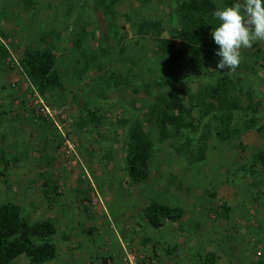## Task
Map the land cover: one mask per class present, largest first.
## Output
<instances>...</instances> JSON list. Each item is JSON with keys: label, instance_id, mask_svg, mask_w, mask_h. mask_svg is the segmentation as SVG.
<instances>
[{"label": "rangeland", "instance_id": "374dc122", "mask_svg": "<svg viewBox=\"0 0 264 264\" xmlns=\"http://www.w3.org/2000/svg\"><path fill=\"white\" fill-rule=\"evenodd\" d=\"M181 1L0 0V46L6 52L7 69L24 79L28 106L33 113L34 92L21 68L24 50L49 47L62 72V88L47 92L49 97H46L47 93L39 96L48 103L51 100L56 109L65 108L73 123L76 157L66 163L61 157L60 146L56 147L59 163L64 165L65 162L64 168L75 173L79 186L75 204H62L70 224L76 223L82 229L77 238L79 244L91 241L100 248L103 245L118 246L123 264V245L136 252L138 264H146L144 259L151 258L155 264H173L176 245L163 247V256L138 251L140 244L156 242L162 230L147 226L142 214L146 202L170 206L187 202L190 216L185 229H208L221 222L218 229L224 230L223 221L229 218L230 208L237 201L243 203L244 215L239 211L241 217L230 225V229L257 232L259 237L255 236L258 241L253 243L256 246L252 248V257L254 260L259 257L258 264H264V173L259 165H253L252 160V155L264 147V40L242 48L240 64L234 70H228L237 92L242 95L249 92L258 103L255 126L245 132L241 130L239 137L218 141L215 137L217 121L211 114H204L205 99L200 95L208 85L205 77L220 74L215 71L217 57L204 59L196 54L179 57L181 42L170 33L179 26ZM213 1L221 7L233 3V0ZM150 20L160 22L159 36L152 31H139L140 24ZM2 42L7 44L14 58ZM182 76L198 79L187 83L180 80ZM159 83L171 84L173 88L169 92L177 93L190 109L197 128L195 132L188 128L177 137L159 141L155 123L147 122L155 100L164 94L158 92ZM13 85L12 88L17 89V84ZM241 105H246L245 98ZM246 119L243 113L236 112L232 126L242 128ZM130 120L145 123L154 145L148 162L150 179L132 186L128 185L124 171L123 144L127 130L125 121ZM76 125L84 135L81 139L75 136ZM48 129L54 135L53 129ZM203 135L207 136L206 150L205 158L200 161L196 156ZM186 143L193 152L185 146L179 153L175 151L174 148ZM101 161L104 168L100 166ZM105 188L114 200L112 203L100 192ZM50 194L64 195L54 188ZM95 197L100 198L99 205L94 204ZM193 199L194 205H190ZM16 206L30 222L39 219L42 211L45 214V207L39 205L36 210L30 206ZM96 206L102 224L97 229H90L93 218L90 214L96 211ZM73 209L80 212L79 217L87 215L88 221L75 219ZM196 212L200 217L198 222L192 220ZM126 216L131 221L127 227V221L123 223ZM56 224L58 230L65 229L63 233L68 234L69 223L62 219ZM52 242L57 249L58 245L64 250L73 248L72 244L64 245L66 241L60 238H53ZM203 246L208 247V244L203 243ZM26 262L30 264L22 255L12 264ZM189 262L198 264V258L189 259Z\"/></svg>", "mask_w": 264, "mask_h": 264}, {"label": "trees", "instance_id": "16d2710c", "mask_svg": "<svg viewBox=\"0 0 264 264\" xmlns=\"http://www.w3.org/2000/svg\"><path fill=\"white\" fill-rule=\"evenodd\" d=\"M218 8L222 7L213 0L181 1L178 11L179 26L170 33L173 38L181 42L179 57L186 54L200 55L204 59L215 56L214 50L217 46L214 44L210 32L219 23L212 17V12ZM138 29L143 33L152 31L159 36L161 25L158 21L150 20L140 24ZM258 52H261L260 49ZM218 59L217 57V61ZM21 68L38 95H45L51 90L62 88V72L55 55L47 46L43 49L26 48L23 52ZM228 74L229 72L226 71L219 75L213 74L210 77H205L208 80V85L200 91V95L205 99L203 102L206 106L204 114H211L213 120L217 121L215 137L218 141L239 137L241 130L245 132L254 127V115L258 108V103L253 101L249 92L243 95L237 92L235 84ZM197 79L198 77L191 76L180 77V80L187 83ZM172 88L171 84H158V92L161 91L164 94L155 100L149 112L147 122L155 123L159 141L177 137L188 128L193 129L190 131L194 132L197 129L194 127L191 111L185 106L181 97L175 92H169ZM242 98H245L246 101L244 107L241 105ZM236 112H241L247 117L242 128L232 126ZM125 124L127 130L123 141L125 146L124 171L127 174L128 185L132 186L142 184L150 179L148 162L152 156L154 145L146 131L144 122L130 120L125 121ZM206 138V135L200 138L202 145L196 156L200 161L205 158ZM184 146L188 147L190 153L193 152L188 143L174 149L179 153ZM252 160L253 165H259L264 173V147L252 155ZM183 213V209L178 206L160 204L155 201L146 202L142 208L147 226L154 230L177 224L178 229L182 231L183 228L179 225V221ZM53 238L68 241L70 236L65 233L63 236L58 234L57 227L50 221H28L15 204L0 205V264H12L15 258L22 255L28 258L30 264L50 262L57 257V247L52 242ZM216 258L215 253L205 252L202 256H198V264H215Z\"/></svg>", "mask_w": 264, "mask_h": 264}, {"label": "crops", "instance_id": "0c3cea01", "mask_svg": "<svg viewBox=\"0 0 264 264\" xmlns=\"http://www.w3.org/2000/svg\"><path fill=\"white\" fill-rule=\"evenodd\" d=\"M5 61L6 52L0 46V205L12 203L34 209L39 205L41 208L45 207V214L42 211L35 222L47 220L57 227L56 222L63 219V222L70 224L62 204H75L77 201L75 193L79 190V186L75 180V173L67 171L65 166L59 163L60 156L56 147L59 144L55 138V131L53 130L54 135L50 133L48 127L53 128L46 121L36 118L28 106V94L24 90L23 77L10 72ZM14 83L17 84V89L12 88L15 87L12 86ZM49 96L50 94L47 93L46 97ZM50 101L49 104L52 105ZM74 131L77 138L81 139L84 136L79 126L76 125ZM100 163V166L104 168L105 164H102V161ZM53 188L64 195H51ZM100 192L106 197L107 202L114 201L106 188ZM193 201L194 199L190 205H194ZM230 205L232 204H228ZM233 205V208L232 206L230 208L231 215L223 221L224 230L218 229L221 222L216 227L208 228L209 230L207 228L185 229L184 226L188 223L190 216L187 211L188 203L181 202L173 205L183 209L184 213L179 221L183 230H179L177 224L167 225L160 231L156 242L140 244L138 251L144 254H161L163 247L176 245V252L173 253L174 261H176H172L173 264H191L189 259L194 261L196 257L203 255V251L216 254L215 264H258L259 257H255L258 260L252 257V248L255 245L253 243L258 241L257 237H259L257 232L244 228L235 231L230 229V225L234 224L236 219L241 217L240 215H244L243 203L239 204L236 201ZM51 206H54V209ZM95 210L90 214L93 217L90 229H97V226L102 224L100 214L97 213V206ZM196 210L199 209L196 208ZM239 211L242 214L239 215ZM73 213L75 219L88 221L87 215L83 217L81 214L82 217H79L80 212L77 209H73ZM193 214L195 217L197 212ZM95 219L97 220L94 221ZM199 219L200 217L197 216L192 218L195 222ZM126 221L125 227L131 225L127 216L123 223ZM70 225L71 228L67 229L70 239L64 245L72 244L73 248L64 250L63 246L60 248L58 245L57 259L41 264H123L118 246L103 245L104 247L100 248L91 244V241H81L79 244L77 238L81 235L82 229L76 223ZM58 231H62L60 235L63 236L65 229ZM203 243H207L208 247L203 246Z\"/></svg>", "mask_w": 264, "mask_h": 264}, {"label": "clouds", "instance_id": "9594fccd", "mask_svg": "<svg viewBox=\"0 0 264 264\" xmlns=\"http://www.w3.org/2000/svg\"><path fill=\"white\" fill-rule=\"evenodd\" d=\"M212 17L219 22L210 32L219 58L215 71L234 70L241 62L240 50L264 40V0H233L214 10Z\"/></svg>", "mask_w": 264, "mask_h": 264}, {"label": "built area", "instance_id": "2783aa9c", "mask_svg": "<svg viewBox=\"0 0 264 264\" xmlns=\"http://www.w3.org/2000/svg\"><path fill=\"white\" fill-rule=\"evenodd\" d=\"M4 47L9 52L11 58H14L12 53L10 52L7 44L2 42ZM16 65H19L15 62ZM14 86V85H13ZM33 89V88H32ZM34 92V103L33 110L36 118H41L46 121L55 131L58 142L60 146V153L62 159L67 163L69 160H73V158L77 155V145L73 139L72 134V120L71 117L65 111V108L56 109L46 101H44L35 91ZM64 162V165L66 164ZM101 203L99 197L94 198V204ZM123 261L125 264H138V255L136 252L128 249L126 245H123ZM141 259V258H140ZM146 264H155L154 259H144Z\"/></svg>", "mask_w": 264, "mask_h": 264}]
</instances>
